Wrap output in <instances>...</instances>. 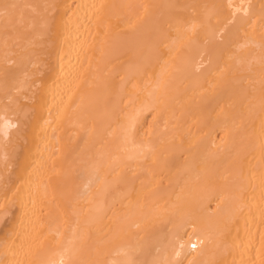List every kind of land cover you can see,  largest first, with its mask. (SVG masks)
Returning <instances> with one entry per match:
<instances>
[{
  "label": "bare ground",
  "instance_id": "6f19581e",
  "mask_svg": "<svg viewBox=\"0 0 264 264\" xmlns=\"http://www.w3.org/2000/svg\"><path fill=\"white\" fill-rule=\"evenodd\" d=\"M0 264H264V0H0Z\"/></svg>",
  "mask_w": 264,
  "mask_h": 264
}]
</instances>
